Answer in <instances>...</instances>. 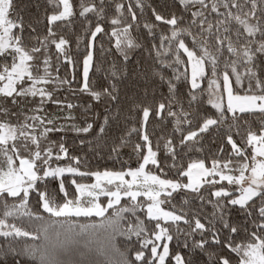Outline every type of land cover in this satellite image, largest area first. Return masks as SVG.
<instances>
[{"label":"snow or ice","instance_id":"snow-or-ice-1","mask_svg":"<svg viewBox=\"0 0 264 264\" xmlns=\"http://www.w3.org/2000/svg\"><path fill=\"white\" fill-rule=\"evenodd\" d=\"M69 253L264 264V0H0V264Z\"/></svg>","mask_w":264,"mask_h":264},{"label":"trees","instance_id":"trees-1","mask_svg":"<svg viewBox=\"0 0 264 264\" xmlns=\"http://www.w3.org/2000/svg\"><path fill=\"white\" fill-rule=\"evenodd\" d=\"M73 224H80L85 223L87 221L81 219V218H71ZM63 264H82V262L79 260L78 257H76L74 254L69 253L68 255L64 256L63 258Z\"/></svg>","mask_w":264,"mask_h":264}]
</instances>
